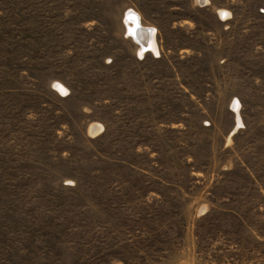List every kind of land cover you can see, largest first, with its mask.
Segmentation results:
<instances>
[{
	"label": "rangeland",
	"instance_id": "rangeland-1",
	"mask_svg": "<svg viewBox=\"0 0 264 264\" xmlns=\"http://www.w3.org/2000/svg\"><path fill=\"white\" fill-rule=\"evenodd\" d=\"M0 264H264V0H0Z\"/></svg>",
	"mask_w": 264,
	"mask_h": 264
},
{
	"label": "bare ground",
	"instance_id": "bare-ground-1",
	"mask_svg": "<svg viewBox=\"0 0 264 264\" xmlns=\"http://www.w3.org/2000/svg\"><path fill=\"white\" fill-rule=\"evenodd\" d=\"M125 20L130 30L129 33H132V37L133 39H135V41L137 40L139 44L138 46H140L141 51H155V36L152 29L144 27L141 24L138 15L133 11H129L127 13V18Z\"/></svg>",
	"mask_w": 264,
	"mask_h": 264
}]
</instances>
